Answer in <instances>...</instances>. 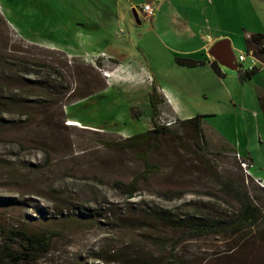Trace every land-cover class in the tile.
Wrapping results in <instances>:
<instances>
[{
  "label": "rangeland",
  "instance_id": "374dc122",
  "mask_svg": "<svg viewBox=\"0 0 264 264\" xmlns=\"http://www.w3.org/2000/svg\"><path fill=\"white\" fill-rule=\"evenodd\" d=\"M29 1L24 9L19 0H0V228L50 229L58 237L47 253L33 255L27 264H103L94 260L98 255L108 259L107 264H117L118 257L132 252L133 264H264V222L243 225L234 233L221 228L190 240H182L179 231L151 227L165 242L159 249L147 238L145 245L150 234L135 231L129 243L130 234L114 230L112 214L128 210L129 203L137 210L153 206L221 225L237 213L231 190L258 199L264 209V170L243 147L252 123L238 105L230 106L224 87L215 90L219 101L202 103L192 86L182 92L173 86L170 93L186 112L216 110L218 116L206 121L221 127L228 140L201 120L202 139L178 122L139 147H125L126 138L152 129L146 95L151 77L116 68L103 50L123 68L130 55L140 63L143 56L136 49L145 22L137 18L136 25L132 11L125 9L118 18V38L111 37L109 44H100L96 37L89 42L67 40L73 25L91 20L67 8V0ZM217 1L224 8L222 32L230 33V27L244 19L245 27L264 33V0ZM12 62L26 64L29 74L22 75ZM222 71L233 83L235 71ZM136 77L141 80L134 81ZM43 80L49 81L50 92L43 91ZM258 81L264 83V74ZM227 82L238 104L239 89ZM94 90L93 96L78 99ZM7 98L57 107L48 124L45 109L30 103L11 105ZM32 109L34 118H28ZM166 111L164 103L158 106V114ZM262 127L261 121L253 124L254 134ZM260 156L264 159V153ZM143 162L151 168L147 175H142ZM132 179L135 197L125 202L114 185ZM5 245L0 235V250Z\"/></svg>",
  "mask_w": 264,
  "mask_h": 264
},
{
  "label": "crops",
  "instance_id": "0c3cea01",
  "mask_svg": "<svg viewBox=\"0 0 264 264\" xmlns=\"http://www.w3.org/2000/svg\"><path fill=\"white\" fill-rule=\"evenodd\" d=\"M39 1L47 3L55 0ZM19 3L23 4L25 9L30 1L19 0ZM143 3H150L153 8L152 16L148 20H144L139 11V6ZM66 5L72 11L83 12L91 20L90 24H82L81 27L73 25L70 31L71 36L67 40L89 42L96 37L100 44H109L111 37L118 38L117 32L120 31L118 18L122 13L124 14L125 9H130L137 18L145 22L141 34L138 35L140 39L136 49L144 57H140L142 59L140 63L134 62V56L130 55L127 59L128 67L123 68L124 66H120L112 54L103 51L114 62L116 68L121 67L125 71L129 70L132 74H146L153 77L155 86L160 90L157 93L164 100L167 116H172L177 120H187L199 115L204 116L202 121L207 124L206 119L218 116L216 110L204 108L191 113L186 112L185 109L181 108L180 102L175 100L170 90L173 91L172 87L176 86L182 92L183 89L187 91L186 89L189 90L192 86L202 103L209 101L212 103V101H219L218 96L215 95V90H219V88L222 90L224 87L227 93L224 96L228 103L230 102V106L235 109L238 105L240 107L238 109L252 123L251 132L247 137L248 142L243 147H246L245 149L251 157L256 158L258 166L264 170V163L259 162L260 159L264 160L260 156L264 153V111L258 105V98H264V83L256 82V79L264 74V64L257 65V72L243 83H238L235 76L232 77L235 88L239 89L237 104L226 87L227 81L231 88L233 83L232 79H227L226 74L222 71L225 67L214 61L220 73V76L215 75L210 67L213 60L207 55L209 47L215 41L225 39L228 41V48L235 61L238 54H248L245 51L243 39L250 34H264L263 32L257 28L248 29L244 25V19L239 20L238 18V21L234 23L235 26L230 27L232 29L230 33L222 32L221 17L225 18L224 8L218 4L217 0H67ZM55 9H60V6L55 7ZM244 9L241 8L242 11ZM246 9L249 8L246 7ZM247 11L248 15H246L249 16V10ZM251 19L253 21L254 17L252 16ZM136 25H139V22ZM121 32L123 33V31ZM123 44L120 45L122 48ZM175 57L202 61L203 63L191 68L181 67L174 63ZM237 64H240L244 69L247 63ZM176 73L178 77H174ZM137 80L140 81L141 79L136 77L134 81ZM159 82H161V86L158 85ZM149 112L148 108V115ZM259 121L263 127L261 131L259 130L254 134L253 124L256 125ZM208 124L228 140L221 127L211 122ZM253 151L256 152L257 156L253 154Z\"/></svg>",
  "mask_w": 264,
  "mask_h": 264
},
{
  "label": "trees",
  "instance_id": "16d2710c",
  "mask_svg": "<svg viewBox=\"0 0 264 264\" xmlns=\"http://www.w3.org/2000/svg\"><path fill=\"white\" fill-rule=\"evenodd\" d=\"M243 42L246 53H250L261 64H264V34H250L243 39ZM1 60L6 61V59ZM173 61L176 65L186 68L202 65L203 63L202 61H194L191 59L180 57H175ZM95 63L99 65L97 61H95ZM12 64L14 68H18V72L22 73V75L29 74V71L25 69L28 67L26 64L15 62H12ZM210 67L215 75L220 76L219 70L214 61L210 63ZM257 70V67H254L251 70L246 71L240 66V64H237L234 70L235 78L238 83H243L246 80L250 79L251 76L257 72ZM46 72L47 76L52 75L48 71ZM150 79V90L147 94V103L148 108L150 109V119L153 122L154 117L158 115V106L160 104H163L164 100L156 93L155 81L153 77L151 76ZM47 82L44 81L43 83H41V87L43 91L47 90L48 92H50L47 87L49 86ZM32 84V86H39L38 82H32ZM65 90H67V88L63 89V91ZM93 93H95V90L92 92H88L83 97H79L78 99L91 97L94 95ZM5 101H9L11 105L22 106H25L26 103H30L29 105H31V107H35L36 109H39V107L45 109L42 113H49V116H47L45 119V123L48 124L51 123V115L55 114V107H57L55 106L56 103H45L47 101L40 103L28 102L25 99L20 100L19 98H10L9 100L7 98L5 99ZM258 105L261 110L264 111V98H258ZM33 112L34 110L32 109L31 111H29V113L26 114V116L28 118H34L31 115ZM58 112H61V107H58ZM203 118L204 116L196 115L187 120L176 121V124H178L179 122L182 127L188 125L193 129L194 133L202 139L203 135L200 126L201 120ZM16 123H18V121H16ZM167 132L168 127H158L153 123L152 129L143 133L129 136L125 139L123 144L125 145V147L136 148L141 146L152 136L163 135ZM150 172L151 168L145 162H143L142 175H147ZM135 179H132L128 184L116 183L114 185L116 190L119 191L124 197L125 202L135 197ZM231 191L233 192L232 198L235 199L238 204V209L236 215L233 216L226 225H221L220 221L209 220L208 218L199 217L195 214H192L184 219L182 217L171 215L170 212L166 209H157L153 206L147 207V205H144L145 208L142 207L137 210L133 209V203H129L130 206L128 210H123L115 216L112 214V218L115 222L114 230H116L121 235L130 234L131 237L128 239L129 243L130 241H133V235L135 231L150 234L144 238L145 240H143L145 242V245L147 244V238L148 242L152 244L153 249H159L160 246L165 242L160 239L161 236H159V234H157L156 232H152V230L150 229L151 227L179 231V236L182 237V240H190L192 238H197L200 236H207L211 233H217L221 228L229 229L234 233L238 231L239 228L243 225L252 227L259 222H264V209L258 204V199L249 198L245 194L238 195L236 191ZM85 215V218L89 219V221L93 220L90 219L91 214ZM0 235L3 237V239H5L7 243V245H5L3 249L0 250L2 254V256H0V264H27V262L33 255L45 254L49 251L51 242L53 241V239L58 237V232L50 229L28 232L21 229L4 230L0 228ZM12 245H16L18 250L11 249L10 246ZM133 259V252L125 253L124 255L122 254L120 257H118L116 259L117 261L115 262L117 264H133ZM94 260L99 261L103 264L110 263L109 260L106 259L103 255L95 256Z\"/></svg>",
  "mask_w": 264,
  "mask_h": 264
},
{
  "label": "built area",
  "instance_id": "2783aa9c",
  "mask_svg": "<svg viewBox=\"0 0 264 264\" xmlns=\"http://www.w3.org/2000/svg\"><path fill=\"white\" fill-rule=\"evenodd\" d=\"M139 11L142 14V18L144 20H148L151 16H152V5L150 3H143L139 6ZM247 56V58H246ZM236 63H247L244 70L249 71L254 67H257V65H259L258 61L250 54L248 53L247 55L242 53V54H238V56L236 57ZM102 76L104 78H107L108 76L104 73V71L102 72ZM150 78H149V83H150ZM153 123L155 126H164V127H169L173 124L176 123V119L173 118L172 116H167L164 114H158L156 117H154L153 119ZM244 166V164H243ZM246 166V165H245Z\"/></svg>",
  "mask_w": 264,
  "mask_h": 264
},
{
  "label": "water",
  "instance_id": "95a60500",
  "mask_svg": "<svg viewBox=\"0 0 264 264\" xmlns=\"http://www.w3.org/2000/svg\"><path fill=\"white\" fill-rule=\"evenodd\" d=\"M132 15L135 19V23H138L137 17L134 12ZM207 55L219 65L229 69L235 70L236 63L233 55L228 48V41L225 39L215 41L208 49Z\"/></svg>",
  "mask_w": 264,
  "mask_h": 264
}]
</instances>
